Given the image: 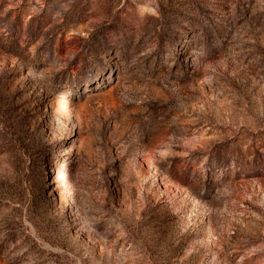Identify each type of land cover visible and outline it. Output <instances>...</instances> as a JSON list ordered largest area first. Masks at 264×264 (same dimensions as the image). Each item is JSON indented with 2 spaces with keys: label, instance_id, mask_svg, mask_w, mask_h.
Listing matches in <instances>:
<instances>
[{
  "label": "rangeland",
  "instance_id": "obj_1",
  "mask_svg": "<svg viewBox=\"0 0 264 264\" xmlns=\"http://www.w3.org/2000/svg\"><path fill=\"white\" fill-rule=\"evenodd\" d=\"M0 264H264V0H0Z\"/></svg>",
  "mask_w": 264,
  "mask_h": 264
}]
</instances>
